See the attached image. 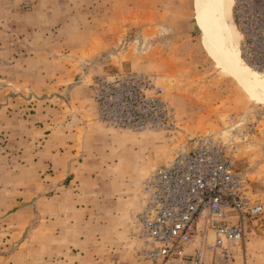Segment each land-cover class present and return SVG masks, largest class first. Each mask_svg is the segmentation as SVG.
<instances>
[{
  "label": "rangeland",
  "instance_id": "374dc122",
  "mask_svg": "<svg viewBox=\"0 0 264 264\" xmlns=\"http://www.w3.org/2000/svg\"><path fill=\"white\" fill-rule=\"evenodd\" d=\"M199 16V0H0V264H57L48 246L55 242L57 204L42 201L55 193L43 185L58 173L51 166L41 171L31 158L46 133L74 116L98 121L112 140L122 136L121 148L134 155L124 177L140 208L147 174L189 137L204 134L226 143L264 205V103L209 56ZM122 72L146 75L163 88L176 129L136 132L99 119L95 81ZM140 208L130 218L135 234ZM213 240L202 216L189 249L203 250V264H264V227L232 246L230 259L207 248ZM141 246L142 240L115 256L139 264Z\"/></svg>",
  "mask_w": 264,
  "mask_h": 264
},
{
  "label": "built area",
  "instance_id": "2783aa9c",
  "mask_svg": "<svg viewBox=\"0 0 264 264\" xmlns=\"http://www.w3.org/2000/svg\"><path fill=\"white\" fill-rule=\"evenodd\" d=\"M242 58L264 75V0H235ZM99 119L108 126L142 131L176 129L174 108L151 78L122 72L95 81ZM226 143L211 134L189 137L142 183L134 220L142 240L139 264H203V250L190 246L204 216L214 240L208 249L230 259V248L264 227V205L235 169Z\"/></svg>",
  "mask_w": 264,
  "mask_h": 264
},
{
  "label": "crops",
  "instance_id": "0c3cea01",
  "mask_svg": "<svg viewBox=\"0 0 264 264\" xmlns=\"http://www.w3.org/2000/svg\"><path fill=\"white\" fill-rule=\"evenodd\" d=\"M54 132L45 134L43 149L31 159L41 171L51 166L58 173L43 185L55 193L42 201L57 204L55 242L48 243L55 247L57 264H124L116 253L127 254L140 244L130 219L140 208L139 194L124 177L134 157L131 149L121 148L122 136L112 140L113 133L93 118L63 122L56 141Z\"/></svg>",
  "mask_w": 264,
  "mask_h": 264
},
{
  "label": "bare ground",
  "instance_id": "6f19581e",
  "mask_svg": "<svg viewBox=\"0 0 264 264\" xmlns=\"http://www.w3.org/2000/svg\"><path fill=\"white\" fill-rule=\"evenodd\" d=\"M235 0H199L200 26L209 56L256 101L264 103V75L242 58V33L233 21ZM205 17V18H203Z\"/></svg>",
  "mask_w": 264,
  "mask_h": 264
}]
</instances>
